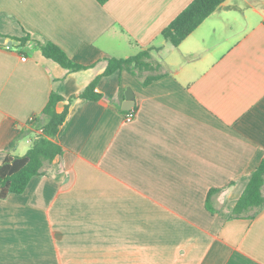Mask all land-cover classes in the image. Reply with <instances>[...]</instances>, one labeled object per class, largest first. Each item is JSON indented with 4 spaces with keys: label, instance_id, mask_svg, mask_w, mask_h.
<instances>
[{
    "label": "crops",
    "instance_id": "0c3cea01",
    "mask_svg": "<svg viewBox=\"0 0 264 264\" xmlns=\"http://www.w3.org/2000/svg\"><path fill=\"white\" fill-rule=\"evenodd\" d=\"M192 1L0 0V165L26 153L50 93L68 107L63 155L0 199V264H264V208L231 214L264 157V0H226L173 47L160 34ZM150 47L157 80L118 71L78 97L108 59Z\"/></svg>",
    "mask_w": 264,
    "mask_h": 264
},
{
    "label": "trees",
    "instance_id": "16d2710c",
    "mask_svg": "<svg viewBox=\"0 0 264 264\" xmlns=\"http://www.w3.org/2000/svg\"><path fill=\"white\" fill-rule=\"evenodd\" d=\"M107 0H98L104 4ZM226 0H193L184 10H182L171 23L162 30L160 37L172 45L178 47L202 22L213 14ZM20 43L19 47L26 46L27 42L42 56L53 61L69 72H77L87 69L73 63L66 54L55 44L45 41L38 42L25 35L22 38H15ZM150 47L139 51L136 55L128 58H110L101 76L95 78L86 89L78 96L88 101H96L100 98L96 94L95 88L102 77L110 76L118 71H127L137 77H145L143 84H149L157 80L160 75H146L154 68L151 63ZM74 97L69 98L71 102ZM63 98L56 93H50L47 103L39 116L29 119L26 123L29 134H32L30 146L21 157L6 158L0 165V199H5L10 194H22L33 177L46 175L54 159L63 155V148L57 142V135L63 125L67 115L66 106L61 113L56 112V106ZM132 112V111H131ZM23 134V133H22ZM21 138L19 135L9 148L12 149L15 142ZM264 187V157L258 167L252 172L250 179L237 200L232 217L253 219L254 216L264 208V197L262 189ZM218 190H211L206 199V206L209 209V200Z\"/></svg>",
    "mask_w": 264,
    "mask_h": 264
},
{
    "label": "rangeland",
    "instance_id": "374dc122",
    "mask_svg": "<svg viewBox=\"0 0 264 264\" xmlns=\"http://www.w3.org/2000/svg\"><path fill=\"white\" fill-rule=\"evenodd\" d=\"M158 52H159V50L156 47H153V49L151 50V53H150V55H151V63H152L153 67L156 66L155 68L159 67L158 57H157V54H156ZM160 55L163 56V53L161 52ZM157 72H158L157 69H155L154 71H150L148 74L153 75V74H156Z\"/></svg>",
    "mask_w": 264,
    "mask_h": 264
},
{
    "label": "built area",
    "instance_id": "2783aa9c",
    "mask_svg": "<svg viewBox=\"0 0 264 264\" xmlns=\"http://www.w3.org/2000/svg\"><path fill=\"white\" fill-rule=\"evenodd\" d=\"M6 48H9V47H6ZM21 60L22 61H26L27 58L26 57H21ZM30 119H32V118H30ZM124 119H125L126 122H131L134 119V112H131V111L126 112V115H125Z\"/></svg>",
    "mask_w": 264,
    "mask_h": 264
},
{
    "label": "water",
    "instance_id": "95a60500",
    "mask_svg": "<svg viewBox=\"0 0 264 264\" xmlns=\"http://www.w3.org/2000/svg\"><path fill=\"white\" fill-rule=\"evenodd\" d=\"M9 45H10V44H9ZM125 99H126L127 102L133 104V103H132V93H131L130 90H128V89L126 90V93H125ZM131 108H132V107H131ZM123 110H124V111H129L130 108H129V107H125V108H123Z\"/></svg>",
    "mask_w": 264,
    "mask_h": 264
}]
</instances>
